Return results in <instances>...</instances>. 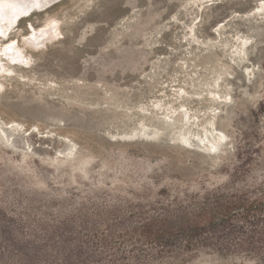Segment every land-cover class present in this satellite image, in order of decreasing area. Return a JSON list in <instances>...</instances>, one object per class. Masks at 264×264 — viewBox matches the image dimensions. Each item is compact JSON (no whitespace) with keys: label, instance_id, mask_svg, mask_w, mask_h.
<instances>
[{"label":"rangeland","instance_id":"obj_1","mask_svg":"<svg viewBox=\"0 0 264 264\" xmlns=\"http://www.w3.org/2000/svg\"><path fill=\"white\" fill-rule=\"evenodd\" d=\"M9 23L0 264H261L212 251L160 261L123 230L141 207L262 177L264 0H64ZM14 41L24 64L5 55Z\"/></svg>","mask_w":264,"mask_h":264},{"label":"trees","instance_id":"obj_2","mask_svg":"<svg viewBox=\"0 0 264 264\" xmlns=\"http://www.w3.org/2000/svg\"><path fill=\"white\" fill-rule=\"evenodd\" d=\"M257 116L264 119V102ZM262 151L263 148L257 146L242 169L247 163L252 168L255 154ZM262 173L250 187L236 190L228 186L212 187L205 195L176 197L169 204L159 203L160 209L141 207L137 211L140 219L129 221V226L123 230L124 240L132 242L134 248L148 249L143 251L156 255L162 259L160 261H187L202 252L212 251L219 255L242 254L264 264V171ZM130 213L132 216L135 212Z\"/></svg>","mask_w":264,"mask_h":264},{"label":"bare ground","instance_id":"obj_3","mask_svg":"<svg viewBox=\"0 0 264 264\" xmlns=\"http://www.w3.org/2000/svg\"><path fill=\"white\" fill-rule=\"evenodd\" d=\"M211 1V0H208ZM55 0H0V23L3 25H8L9 22H14L17 19H19V17L21 16H28V14L32 13V12H44L47 11L48 9H50L51 7H53L55 4ZM60 3V2H59ZM207 3V2H206ZM52 21V20H51ZM10 24V23H9ZM57 24V23H56ZM14 25V24H13ZM32 25V24H31ZM16 26V25H15ZM58 26V24H57ZM35 28V27H34ZM58 28V27H57ZM13 29V28H12ZM4 30V28H3ZM32 30V29H31ZM30 30V31H31ZM35 32V31H34ZM58 30L55 29L54 32H52L50 35L53 39L57 38L58 36ZM60 33V32H59ZM0 39H3L4 41H9V38L11 33H10V29H6L5 31H2V28L0 27ZM32 34V33H31ZM40 34V33H39ZM35 35V34H34ZM38 35V34H37ZM36 35V36H37ZM43 35V33H42ZM40 36V35H39ZM34 37V36H33ZM38 38V37H37ZM41 38V37H39ZM43 38V36H42ZM41 38V39H42ZM27 39V38H26ZM40 39V40H41ZM12 40V39H11ZM28 40V39H27ZM39 40V39H38ZM38 40L36 39L35 43L38 42ZM50 40V39H49ZM58 40V39H57ZM30 42V41H29ZM41 42V41H39ZM2 43V42H1ZM31 43V42H30ZM34 43V44H35ZM52 44V43H51ZM17 44L14 42H12L10 45H8L5 49V55L7 57H9L12 62L15 63H19L18 65H21L22 63H26V58L24 56V52L22 49H18ZM28 46V45H26ZM42 47V46H41ZM28 49V48H27ZM36 50V49H35ZM41 50V49H40ZM28 51V50H27ZM4 52V51H3ZM36 52V51H35ZM1 62V61H0ZM15 65V64H13ZM16 65V66H18ZM1 66V65H0ZM21 67V66H20ZM19 67V68H20ZM31 67V65H30ZM29 67V68H30ZM4 68V67H3ZM2 92V86L0 85V93ZM141 135L140 137H146L148 136L146 134L145 131H141ZM214 133H217L214 131ZM220 133V132H219ZM190 134V133H189ZM193 134V133H192ZM133 136H138L137 133H134L133 135H131V137ZM128 137V136H127ZM180 140L186 144H189L190 142V137L188 135V133H183L180 136ZM193 136H191L192 138ZM134 138V137H133ZM125 139V138H124ZM201 142H204V138H199ZM225 139V135L220 133L219 135L216 136V139L213 142H210L209 144V151L212 153H218L219 148L221 147V145H223V141ZM220 145V147H219ZM71 150V149H70Z\"/></svg>","mask_w":264,"mask_h":264},{"label":"water","instance_id":"obj_4","mask_svg":"<svg viewBox=\"0 0 264 264\" xmlns=\"http://www.w3.org/2000/svg\"><path fill=\"white\" fill-rule=\"evenodd\" d=\"M56 2H55V4L56 3H59V2H62V1H64V0H55ZM222 146V145H221ZM219 147H220V145H219ZM220 149V148H219Z\"/></svg>","mask_w":264,"mask_h":264}]
</instances>
